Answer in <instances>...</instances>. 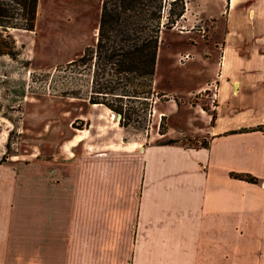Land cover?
Wrapping results in <instances>:
<instances>
[{
  "label": "crops",
  "instance_id": "obj_1",
  "mask_svg": "<svg viewBox=\"0 0 264 264\" xmlns=\"http://www.w3.org/2000/svg\"><path fill=\"white\" fill-rule=\"evenodd\" d=\"M226 1L205 143L128 138L89 101L60 158L0 161V264H264V3Z\"/></svg>",
  "mask_w": 264,
  "mask_h": 264
},
{
  "label": "rangeland",
  "instance_id": "obj_2",
  "mask_svg": "<svg viewBox=\"0 0 264 264\" xmlns=\"http://www.w3.org/2000/svg\"><path fill=\"white\" fill-rule=\"evenodd\" d=\"M100 1L38 0L33 28H9L19 53L0 52V161L38 162L41 155L60 158L67 153L64 147L69 138L84 124L79 112L91 101L92 75L89 61L69 60L77 57L86 43H93ZM227 5L226 0H187L188 9L163 26L156 62L161 77L152 80L150 112L149 107L138 110L137 96L123 97L138 113L125 125L128 138L152 136L192 144L206 139L192 133L208 129L217 115L221 81L216 71L212 77L210 74L219 63L211 62L222 53ZM185 51L190 56L180 59ZM201 66L204 70L198 73L195 69ZM162 87L175 90L165 92ZM246 97L236 94L233 99L239 103ZM163 109H171L168 116L160 111ZM118 112L113 110L116 119L121 117ZM191 121L196 125L191 126ZM169 124L172 135L159 134Z\"/></svg>",
  "mask_w": 264,
  "mask_h": 264
},
{
  "label": "trees",
  "instance_id": "obj_3",
  "mask_svg": "<svg viewBox=\"0 0 264 264\" xmlns=\"http://www.w3.org/2000/svg\"><path fill=\"white\" fill-rule=\"evenodd\" d=\"M37 3L38 0H0V52L17 56L19 49L9 28H33ZM184 10L185 0H101L95 41L69 60L89 61L92 67L89 100L101 101L119 111L124 125L130 122L132 114L138 113L126 105L123 97L137 96L138 110L149 107L150 112L149 97L161 30ZM69 92L76 94L74 89ZM113 94L114 97L108 96ZM249 127L264 128V122ZM234 173L257 179L249 172Z\"/></svg>",
  "mask_w": 264,
  "mask_h": 264
},
{
  "label": "built area",
  "instance_id": "obj_4",
  "mask_svg": "<svg viewBox=\"0 0 264 264\" xmlns=\"http://www.w3.org/2000/svg\"><path fill=\"white\" fill-rule=\"evenodd\" d=\"M188 56H190V53L188 51H185V52L180 53L179 58L184 59Z\"/></svg>",
  "mask_w": 264,
  "mask_h": 264
},
{
  "label": "water",
  "instance_id": "obj_5",
  "mask_svg": "<svg viewBox=\"0 0 264 264\" xmlns=\"http://www.w3.org/2000/svg\"><path fill=\"white\" fill-rule=\"evenodd\" d=\"M236 85V84H235ZM120 115H121V113L120 112H118V117H120Z\"/></svg>",
  "mask_w": 264,
  "mask_h": 264
}]
</instances>
